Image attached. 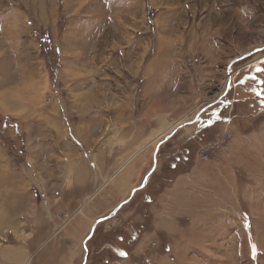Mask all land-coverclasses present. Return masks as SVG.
I'll return each mask as SVG.
<instances>
[{"label":"rangeland","instance_id":"1","mask_svg":"<svg viewBox=\"0 0 264 264\" xmlns=\"http://www.w3.org/2000/svg\"><path fill=\"white\" fill-rule=\"evenodd\" d=\"M208 60L218 74L197 69ZM259 78L264 0H0V92L20 100L11 99L16 118L0 114L13 152L2 175L23 180L22 190L0 184V264H264ZM228 117L232 133L254 120L259 130L237 136L239 191L234 173L223 195L196 189L184 232L149 235L148 207L172 180L174 155L194 158ZM174 130L144 187L112 214Z\"/></svg>","mask_w":264,"mask_h":264},{"label":"crops","instance_id":"2","mask_svg":"<svg viewBox=\"0 0 264 264\" xmlns=\"http://www.w3.org/2000/svg\"><path fill=\"white\" fill-rule=\"evenodd\" d=\"M218 65L219 64L217 61L212 62L208 60L205 64H198L197 69H200L201 72L205 69L204 72H211L212 75H216L218 74L219 70ZM1 85H3V83H0V86ZM12 98L14 101L13 103H17L18 101H20L17 99L19 98V96H17V93L11 92L8 89H2V91L0 92V114L11 116V118H16L15 116L13 117V115H11H18V112H16V107H14V104H12ZM213 110L214 109H210L209 112L212 114ZM126 122H128V119ZM220 123L221 122L218 123V127ZM256 124L257 123L255 122V120L252 122H248L249 129L247 130L244 129V125H242L241 122H237V125L233 124L234 127L232 137L237 127L239 129V134L238 132L237 135L234 134L235 137H233V139H231L226 146L220 148L211 161L201 162L199 160H196L194 157L187 170L176 174L173 179L168 183V185L164 186L162 190L158 193L154 202H150L151 204L148 207V209L150 210V220L148 221L149 227H146L143 230L151 236L162 233V231H165V233L168 235H174L176 233V230L178 232H184L185 230L182 225V228L180 229L179 221L182 218L192 217V213L189 214V211L194 209V203L196 204L197 202L191 200V195L195 194L196 189H207L211 192L213 191V193L215 194L220 192L221 195H223L224 191L230 189V186H227L228 189L224 188L225 184H223V182L225 180V177H229L231 179V174L234 173L233 170H238L240 168L245 170L247 167L246 160L241 159L242 156L240 157V154L235 152L236 149L239 148V146L236 145V141L238 139L237 136H239V138H241L242 140L246 139L248 141V138H251L253 133L259 132L257 128L258 125ZM10 130H12L13 136L15 134V128H8V133ZM253 135L255 136V134ZM232 140L234 143L233 146L231 142ZM8 154H13V152L8 151L7 147L0 140V184L4 183V188L7 190L9 189L8 186H11V184H15L20 188V190H22L23 180L19 173L12 172L2 175L3 168L5 167V165L6 167H8L9 165ZM4 159H6V162L4 161ZM2 177H5V180L2 179ZM208 178L210 180H213L212 189H210L209 186L206 187L204 185ZM233 178L235 179L234 186H236V191L238 192L239 182L238 180H236L237 177L235 173L233 174ZM200 181L202 185H200ZM13 201L14 200H11V203L8 206L9 209L14 206L11 205L13 204ZM202 204L205 205V203ZM211 208H214V210L216 209V207ZM157 218H160L158 222L156 221ZM163 219L170 220V223H163ZM7 221L13 220H5V223L10 224ZM191 227L193 226L191 225L189 228ZM172 236L169 237L171 240H173Z\"/></svg>","mask_w":264,"mask_h":264},{"label":"built area","instance_id":"3","mask_svg":"<svg viewBox=\"0 0 264 264\" xmlns=\"http://www.w3.org/2000/svg\"><path fill=\"white\" fill-rule=\"evenodd\" d=\"M229 118V117H228ZM226 119L220 131L210 140L202 142L195 151V159L203 162L212 160L217 151L226 146L232 139V131L230 127V118Z\"/></svg>","mask_w":264,"mask_h":264},{"label":"water","instance_id":"4","mask_svg":"<svg viewBox=\"0 0 264 264\" xmlns=\"http://www.w3.org/2000/svg\"><path fill=\"white\" fill-rule=\"evenodd\" d=\"M245 55H246V54H245ZM238 59H239L238 57H234L232 60H230V62L228 63V65H227V67H226V72H227V73H231V72H230L231 66H232L233 62L236 61V60H238ZM229 86H230V84H229V82H228L227 89H228ZM226 92H227V91L225 90V91H224L220 96H218L216 99L214 98L209 104H207L206 106H204V107H203V108H202V109L196 114V116H195V118H194L193 120L188 121V122H186L185 124H192V123H194V122L198 119L199 115H201L202 112H203L205 109H207L209 106H211V104H213V103L219 101V100H220V99L226 94ZM179 128H180V127H179ZM179 128H178V129H179ZM178 129H176V130H178ZM176 130L172 131L169 135L165 136V137L162 139V141H160V143L157 145V148H156L155 151H154L152 167H151V169L147 172V174H146V176L144 177L142 183H141L138 187H136V188H134V189L132 190L130 196H129L126 200L122 201V202H121V203H120V204H119V205L113 210L112 214L115 213V212H116V211H117V210H118L123 204H125L126 202H128V201L130 200V198L133 196V194H134L138 189H142V188L144 187V185H145V183H146L148 177L152 174L153 170H154L155 167H156V154H157V152H158L159 145L161 144V142L166 141L169 137H171V136L174 134V132H176ZM104 219H106V218H99L98 220H96V221L94 222V224L92 225V229H91L90 234L88 235V237H90V235H91V233L93 232L95 226L97 225V221H103ZM88 237H86L85 240H84V249H85V251H86L85 244H86V240H87Z\"/></svg>","mask_w":264,"mask_h":264},{"label":"trees","instance_id":"5","mask_svg":"<svg viewBox=\"0 0 264 264\" xmlns=\"http://www.w3.org/2000/svg\"><path fill=\"white\" fill-rule=\"evenodd\" d=\"M263 85H264V83L261 81L260 78L256 79L257 90L254 92L255 93L254 95H255V97H257V103H259L260 105H264V90L262 88ZM260 107H263V106H260ZM4 120H10V119H8V117H4ZM174 157L176 159L175 164L171 167L168 166V170L171 173L170 176L172 179L176 174L186 171L188 166L190 165V163L192 161V158H193V157H189V156H183L180 153L179 154L177 153L176 155H174ZM169 161H171V160L169 159ZM169 161H167V163H164V164L168 165ZM143 227H144V225H143Z\"/></svg>","mask_w":264,"mask_h":264},{"label":"bare ground","instance_id":"6","mask_svg":"<svg viewBox=\"0 0 264 264\" xmlns=\"http://www.w3.org/2000/svg\"><path fill=\"white\" fill-rule=\"evenodd\" d=\"M228 74H229V73H228ZM228 79H229V76L227 75V76H226V80H228ZM220 95H221V94H220ZM131 192H132V191H131ZM93 222H94V220H93ZM93 222H92V223H93Z\"/></svg>","mask_w":264,"mask_h":264},{"label":"snow or ice","instance_id":"7","mask_svg":"<svg viewBox=\"0 0 264 264\" xmlns=\"http://www.w3.org/2000/svg\"><path fill=\"white\" fill-rule=\"evenodd\" d=\"M97 223H100V221H97ZM121 255H125V253H121Z\"/></svg>","mask_w":264,"mask_h":264}]
</instances>
